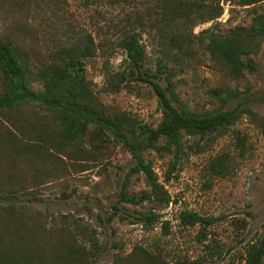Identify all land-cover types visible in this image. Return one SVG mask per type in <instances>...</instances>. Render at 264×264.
Wrapping results in <instances>:
<instances>
[{
    "label": "trees",
    "instance_id": "16d2710c",
    "mask_svg": "<svg viewBox=\"0 0 264 264\" xmlns=\"http://www.w3.org/2000/svg\"><path fill=\"white\" fill-rule=\"evenodd\" d=\"M58 1L0 0V7L17 14L8 35L0 38V264H102L98 255L103 247L96 229L41 211L33 203L43 200L37 189L68 169L66 158L84 171L80 167L106 160L118 148L135 159L119 201L135 207L149 205L138 210L137 221L131 222L148 231L161 223L163 233L169 234L171 221L162 220L155 208L167 207L174 199L145 153H172L169 172L173 174L185 154L186 137L223 136L245 114H256L247 103L234 105L243 96L241 91L223 86L208 89L219 100L218 108L197 111L175 104L177 71L168 63L179 65L202 53L221 65L231 79L245 77L255 70L253 56L264 45V0H235L232 4L249 9L252 18L230 29H223L218 21L224 13L223 0H109L130 8L125 23L115 25L119 32L115 42L126 53L128 65L111 75L109 84L113 91H120L131 80L154 85L163 113L157 126L105 103L87 77V61L100 48L109 49L112 39L96 42L91 33H79L45 59L36 55L28 43V18L42 3L55 6ZM209 22L211 27L194 33L198 25ZM146 39H152L160 50L154 73L145 64ZM151 78H164L165 88ZM230 161L229 152L223 151L209 160V170L221 175ZM135 174L143 175L148 190L134 193L127 189ZM179 218L183 227L201 226V242L207 237V227L215 222L193 210L182 211ZM207 246L209 251L217 247ZM166 256L167 251L157 244H139L131 253H116L110 264H199L181 257L169 261ZM243 258L245 264H264V233L247 245Z\"/></svg>",
    "mask_w": 264,
    "mask_h": 264
},
{
    "label": "rangeland",
    "instance_id": "374dc122",
    "mask_svg": "<svg viewBox=\"0 0 264 264\" xmlns=\"http://www.w3.org/2000/svg\"><path fill=\"white\" fill-rule=\"evenodd\" d=\"M232 3L235 0L222 1L224 13L218 21L223 29L250 22L252 18L249 9ZM129 9L109 0H59L55 6L42 3L28 18V43L40 59H45L51 50L79 33H91L96 42L112 39L109 49L104 52L100 48L87 61V77L105 103L119 106L143 122L157 126L163 113L154 85L131 80L120 91H113L109 84L110 76L128 65L126 53L115 42L119 35L115 25L125 23ZM16 16L8 7H0V38L8 35ZM211 25V22L198 25L194 33ZM146 42L145 64L154 73L160 50L152 39ZM253 58L255 70L239 79L228 77L221 65L202 53L179 65L174 61L168 63L177 71L173 78L178 96L175 104L188 105L197 111L218 108L219 100L211 97L208 89L223 86L243 93L234 105L247 103L256 113L245 114L226 135L206 136L201 140L199 136L186 137L185 154L173 174L169 172L172 153L159 154L155 150L145 153L174 199L167 207L155 208L162 220L171 221L169 234L163 233L161 223L148 231L142 224L131 222L137 221L138 210H146L149 205L135 207L119 201L126 173L135 163L132 153L122 148L106 160L80 167L86 168L84 171L79 166L73 167L66 158L68 169L56 181L37 189L43 200L33 204L41 211L62 219L67 216L71 221H83L96 229L103 247L98 255L102 264L112 263L116 253H131L139 244H157L167 251L169 261L181 257L199 264H245L247 245L264 233V45ZM151 80L163 88L166 86L164 78ZM249 87L251 90L247 92ZM198 141L200 145L196 147ZM223 151L229 152L231 161L225 173L215 175L209 170V160ZM127 189L134 193L148 190L143 175H132ZM184 210L215 219L207 227L203 242L198 240L200 225H179ZM207 245L217 247L209 251Z\"/></svg>",
    "mask_w": 264,
    "mask_h": 264
}]
</instances>
